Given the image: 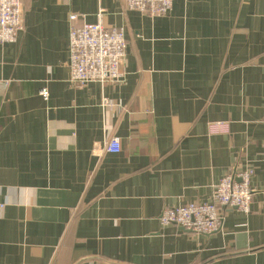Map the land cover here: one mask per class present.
<instances>
[{
  "label": "crops",
  "instance_id": "crops-1",
  "mask_svg": "<svg viewBox=\"0 0 264 264\" xmlns=\"http://www.w3.org/2000/svg\"><path fill=\"white\" fill-rule=\"evenodd\" d=\"M100 10L125 29L124 78L76 84L70 15ZM23 13L0 43V264H264V0H174L155 17L23 0ZM246 165L250 213L221 207L211 234L161 222Z\"/></svg>",
  "mask_w": 264,
  "mask_h": 264
},
{
  "label": "built area",
  "instance_id": "built-area-1",
  "mask_svg": "<svg viewBox=\"0 0 264 264\" xmlns=\"http://www.w3.org/2000/svg\"><path fill=\"white\" fill-rule=\"evenodd\" d=\"M127 7L137 9L150 16L166 15L174 0H124ZM103 10L95 23H77L79 15H70V73L71 81L85 85L90 82L115 83L124 78L122 65L126 56L127 38L123 27L107 28L103 22ZM24 29L23 0H0V43L17 39ZM47 97V92L42 91ZM104 104H109L104 99ZM211 133L228 131L226 122L211 123ZM108 152H119L121 142L111 137L106 145ZM253 167L246 165L241 170L225 175L215 185L212 197L206 202H189L167 207L162 215L164 225L174 224L196 234H211L220 229L221 207L235 208L250 213L252 203L251 179Z\"/></svg>",
  "mask_w": 264,
  "mask_h": 264
}]
</instances>
